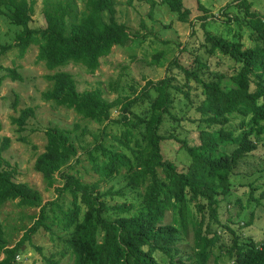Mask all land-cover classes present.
I'll use <instances>...</instances> for the list:
<instances>
[{"label": "trees", "instance_id": "trees-1", "mask_svg": "<svg viewBox=\"0 0 264 264\" xmlns=\"http://www.w3.org/2000/svg\"><path fill=\"white\" fill-rule=\"evenodd\" d=\"M81 1L82 8L77 0H43L45 25L31 27L34 0H0V15L19 28L13 43L0 45V55L12 47L23 55L36 45L37 60L54 70L45 75L50 85L42 99L73 109L99 125L93 131L79 124L45 129L43 150L33 162V169L55 192L45 202L39 190L15 180L16 167L3 156L10 139L0 137V208L16 201L21 207L38 209L31 216L32 224L21 228L17 241L9 239L0 221V264H19L17 257L32 235L43 229L54 236L53 226L66 234L57 235L64 244L61 254L72 257L74 264H161L154 252L171 256L167 252L190 226L195 264H206L220 238L212 227L219 221V196L229 193L237 163L258 145L264 147V16L250 11L248 0L234 3L244 13L240 21L237 18L234 38L242 37L239 28L245 25L251 41L247 46L205 29V52L234 61L237 66L232 74L210 69L198 55L190 68L176 59L171 62L187 82L192 79L200 87L199 117L193 119L197 142L188 143L175 134L160 133L165 117L175 119L171 89L179 87L173 85L171 76L146 80L131 95L108 100L99 89L79 91L72 74L60 69L73 63L93 72L113 46L135 40L116 18L117 0ZM162 2L186 20L182 0ZM221 13L225 23L234 20ZM0 70L4 71L0 85L5 77L20 78L12 67L0 64ZM33 115L34 109L26 107L12 120L23 130ZM237 117L238 123L228 126ZM166 139L178 142L185 151L189 158L185 168L163 156ZM80 169L95 179L85 180ZM116 178L123 181L121 186L101 188V181ZM166 210L171 211L173 223H163ZM109 213L114 217H107ZM226 252L233 264H264V243L240 240L235 233Z\"/></svg>", "mask_w": 264, "mask_h": 264}, {"label": "rangeland", "instance_id": "rangeland-1", "mask_svg": "<svg viewBox=\"0 0 264 264\" xmlns=\"http://www.w3.org/2000/svg\"><path fill=\"white\" fill-rule=\"evenodd\" d=\"M34 12L29 25L43 27L45 21L42 14L43 0H34ZM187 10L186 20H180L178 14L171 11L162 0H117L116 18L123 22L134 41L124 45L113 46L110 54L100 59L99 67L89 72L81 65L69 63L61 70L69 71L76 81L79 91L99 89L108 100L115 97L131 95L146 80H158L166 75L171 76L173 106L170 108L175 119L165 117L160 128L162 134H175L178 138L197 142L196 121L199 113L196 106L201 97L198 95L199 85L194 80L188 82L180 68L171 62L176 59L185 66L191 67L195 55L209 64L210 69L224 74H232L236 63L223 55H209L203 47L204 31L221 34L229 39L239 40L245 46L250 45L248 29L240 26V39L234 38L237 30V18L243 16V9L237 7L236 0H182ZM249 9L264 16V0H248ZM79 8L82 1L77 0ZM228 3V8L221 10ZM233 17L225 23L226 16ZM203 16H206L203 17ZM206 19V20H204ZM203 20L205 21L203 23ZM240 21V18L239 20ZM19 28L7 22L0 15V45L13 43L14 33ZM240 35V36H241ZM237 36V37H240ZM37 46L31 45L23 55L17 47H12L0 55L3 67H12L20 75L18 79L5 77L0 85V137L10 139L9 148L3 156L15 165V180L26 182L39 190L43 202L55 197L52 187H47L40 173L33 169L36 155L43 150L44 131L47 127L71 128L79 124L89 130H96L99 125L92 120L82 118L75 110L57 106L42 99V92L50 85L45 78L48 70L42 61L37 60ZM4 73L0 70V75ZM32 107L34 115L28 117L23 130L13 122L19 112ZM142 106L137 107L138 111ZM116 112H113V116ZM172 121H171V120ZM240 117L228 126L238 123ZM90 141V136H86ZM162 153L166 159L178 167L185 168L189 162L180 144L172 139L162 142ZM85 180H93L91 172L80 169ZM59 183L57 182V185ZM122 180H104L100 182L102 189L111 185L117 188ZM218 223L212 225L220 238L212 249V255L206 264H233L226 249L231 246L233 233L239 239H252L258 244L264 243V147L257 149L242 158L230 175L229 193L219 196ZM37 208L21 207L17 202H7L0 208V221L11 241H17L23 233L21 228L32 224V215ZM114 217L113 213L106 215ZM170 210L164 212L163 223H173ZM227 226V227H225ZM21 229V230H20ZM55 235L40 229L27 242L25 250L17 257L19 264H50L45 258L57 260L58 264H74L72 257L61 254L64 251L61 239L57 235L66 236L56 226ZM193 229L189 226L186 233H180L173 247L168 251L171 256L161 250L154 252L155 259L161 264H195ZM40 247V249H37ZM2 255L0 256V258ZM172 257V261L170 260Z\"/></svg>", "mask_w": 264, "mask_h": 264}]
</instances>
